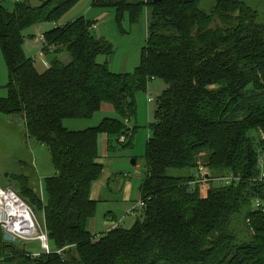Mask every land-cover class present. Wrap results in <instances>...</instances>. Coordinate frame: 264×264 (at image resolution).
Masks as SVG:
<instances>
[{"label":"trees","instance_id":"1","mask_svg":"<svg viewBox=\"0 0 264 264\" xmlns=\"http://www.w3.org/2000/svg\"><path fill=\"white\" fill-rule=\"evenodd\" d=\"M34 1L9 10L0 0L7 68L0 114L23 120L26 135L51 154L55 174L44 179L45 200L28 176L13 178L52 247L31 255L23 242L6 241L0 227V264H264V13L245 0H215L208 11L199 0H93L114 8L117 23L124 13L135 22L146 11L138 66L114 73L98 62L113 45L92 35L95 20L80 16L44 32L42 53L53 58L39 72L24 52L23 31L56 23L79 0ZM157 78L166 87L153 99L139 215L129 228L92 233L97 201L90 191L104 169L99 136L106 135L109 154L113 142L131 148L136 95ZM103 103L114 117L83 130L63 126L64 119L91 118ZM228 175L239 180L212 184ZM200 185H207L203 195Z\"/></svg>","mask_w":264,"mask_h":264},{"label":"rangeland","instance_id":"2","mask_svg":"<svg viewBox=\"0 0 264 264\" xmlns=\"http://www.w3.org/2000/svg\"><path fill=\"white\" fill-rule=\"evenodd\" d=\"M42 0H35L33 5H38ZM136 1V0H133ZM215 0H199V6L208 11ZM250 6L256 8L260 14L264 13V0H245ZM93 0H79L59 21H46L33 25L23 31L26 45L23 47L25 54L34 60L33 64L39 72H43L53 58V54H40L42 44L38 37L54 26L63 25L80 16L86 20L96 21L97 28L93 29L92 35L95 38H104L113 45V53L109 56L98 55L97 61L107 62L109 69L114 73L132 72L140 62L141 49L146 42L147 22L146 11L143 10L139 20L130 22L127 13H124L121 22L117 23L115 19L114 8L94 7ZM4 6L11 10L14 1L3 0ZM7 68L0 51V98L7 95ZM166 87L161 79L150 80L147 84V90L139 92L136 95L137 113L134 125L137 130L133 139V146L128 149H121L113 142L116 152H107V137L104 134L99 136V155L100 161L104 166L99 179L111 180L119 173H125L124 186L121 192L112 194L105 181H98L100 185V199L97 201L96 211L93 216L95 223L94 229L98 234L104 233L105 223L120 224V226L129 228L136 220L134 214H128L127 210L135 206L140 199V182L144 176V154L148 138L151 135L149 125L154 122L153 110L154 100ZM154 99L148 102V98ZM116 114L113 110L101 108L88 119L68 118L63 120V126L68 130H83L89 127L99 125L104 118H112ZM251 137L256 141L257 133L250 132ZM136 160L137 164H131V160ZM264 169V165L261 166ZM193 172V170H192ZM174 174L183 172L173 171ZM205 174L204 170H201ZM55 174V168L52 164L51 154L48 148L34 139L28 137L25 131L23 120L14 123L10 117L0 114V187L12 188L17 183L14 181V175L28 176L30 184L34 186L38 195L45 200L46 192L44 189V179ZM201 174V175H202ZM218 178V177H217ZM127 183L132 185L130 200L126 201L123 195ZM213 185H221L223 182L214 179ZM202 195L205 193L207 185H200ZM18 192V191H17ZM105 198L106 201L102 200ZM111 211L115 219L105 216ZM140 207H136V213L139 215ZM38 221L42 224L41 217L37 215ZM91 221V220H90ZM89 229V226H88ZM238 229L243 226L238 224ZM95 232V233H96ZM27 250L31 253H40L43 251L41 242L37 239L22 241ZM51 246V244H50ZM49 246V247H50ZM52 247V246H51Z\"/></svg>","mask_w":264,"mask_h":264},{"label":"built area","instance_id":"3","mask_svg":"<svg viewBox=\"0 0 264 264\" xmlns=\"http://www.w3.org/2000/svg\"><path fill=\"white\" fill-rule=\"evenodd\" d=\"M13 1L18 2L19 0ZM91 28L95 29L96 25L94 24ZM38 40L43 46L45 43L44 34H41L38 37ZM40 54H42V49ZM151 101H153V99L149 97L148 102ZM119 140L124 141L125 138L122 136ZM259 163L260 166L264 165L263 156L259 157ZM216 179L217 181L223 182V184L227 185L233 181L239 180V177L228 175ZM260 179H264V169L261 171ZM13 200H15V202H13ZM259 204L260 202L258 200L254 202L255 207ZM142 205V201L139 200L135 206H132L127 210V213L135 215L136 207H142ZM22 209L25 211L26 216L22 215ZM0 227L4 234H10L14 238L19 239L21 242L23 240L37 239L39 242H41V247L44 252L49 253L51 251L48 244L46 231L44 228H42V225L38 221L32 209L19 197L17 191L12 188L0 187ZM31 255L36 256L38 253H31Z\"/></svg>","mask_w":264,"mask_h":264},{"label":"crops","instance_id":"4","mask_svg":"<svg viewBox=\"0 0 264 264\" xmlns=\"http://www.w3.org/2000/svg\"><path fill=\"white\" fill-rule=\"evenodd\" d=\"M95 25L97 28V22L95 23ZM25 45H26V43L24 41L23 47ZM68 59H69V56L66 54L62 57V60L64 62H67ZM101 108L113 110L112 106L108 103H103L101 105ZM99 161H100V159H99ZM126 176H127V174H125V173H119V174L114 176L113 180H111L109 177H107V179H105V177H104V179L102 178L101 180L98 178L91 186L90 198L93 200H96V201H99V199H100V194H99L100 193V185H99L98 181H105L106 180V186L112 194H117V193L121 192V190L124 186ZM131 190H132V185L130 183H127L126 190H125V193L123 195L124 200H126V201L130 200ZM102 200L106 201L105 198H102ZM107 217H112V219H115V215L111 211H109L108 214L105 216V218H107ZM92 219H90L91 221L89 220L88 226H89V230L92 233H95L96 232L94 229L95 223ZM113 226H114L113 224L109 225L108 223H105V225H104L105 232ZM96 233H98V232H96Z\"/></svg>","mask_w":264,"mask_h":264},{"label":"water","instance_id":"5","mask_svg":"<svg viewBox=\"0 0 264 264\" xmlns=\"http://www.w3.org/2000/svg\"><path fill=\"white\" fill-rule=\"evenodd\" d=\"M161 0H153V2H160ZM10 119L14 122V123H18L19 121H20V119L19 118H17V117H10ZM131 164H135V160H131ZM14 187H15V189H16V191H18V186L15 184L14 185ZM4 239L6 240V241H10V242H14V243H16V244H20L21 243V241L19 240V239H17V238H14L12 235H10V234H4Z\"/></svg>","mask_w":264,"mask_h":264},{"label":"bare ground","instance_id":"6","mask_svg":"<svg viewBox=\"0 0 264 264\" xmlns=\"http://www.w3.org/2000/svg\"><path fill=\"white\" fill-rule=\"evenodd\" d=\"M13 202H15V200H13ZM16 203H18V202H16ZM19 204V203H18ZM22 215L23 216H26V214H25V211L22 209Z\"/></svg>","mask_w":264,"mask_h":264}]
</instances>
